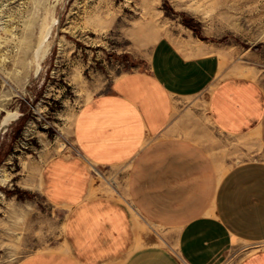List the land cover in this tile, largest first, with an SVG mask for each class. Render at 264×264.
<instances>
[{
	"label": "crops",
	"instance_id": "0c3cea01",
	"mask_svg": "<svg viewBox=\"0 0 264 264\" xmlns=\"http://www.w3.org/2000/svg\"><path fill=\"white\" fill-rule=\"evenodd\" d=\"M208 126L232 139L227 155L264 156V91L222 71L197 36L160 38L147 72L122 76L81 108L78 154L42 165L33 183L65 212L64 237L16 264H264V248L250 247L264 243V158L221 176L222 150L202 143ZM94 169L123 178L124 197L96 186Z\"/></svg>",
	"mask_w": 264,
	"mask_h": 264
},
{
	"label": "rangeland",
	"instance_id": "374dc122",
	"mask_svg": "<svg viewBox=\"0 0 264 264\" xmlns=\"http://www.w3.org/2000/svg\"><path fill=\"white\" fill-rule=\"evenodd\" d=\"M182 34L212 45L222 71L264 91V0H0V264L60 244L66 214L33 183L42 165L78 154L81 108L122 76L147 72L155 43ZM204 134L203 146L224 154L221 176L264 158L246 148L227 155L231 138L210 126ZM93 175L105 193L124 197L123 178L107 169Z\"/></svg>",
	"mask_w": 264,
	"mask_h": 264
},
{
	"label": "bare ground",
	"instance_id": "6f19581e",
	"mask_svg": "<svg viewBox=\"0 0 264 264\" xmlns=\"http://www.w3.org/2000/svg\"><path fill=\"white\" fill-rule=\"evenodd\" d=\"M48 33H49V32H48ZM46 37H47V35H46ZM46 37H45V38H46ZM40 49H42V48H40ZM40 49H39V50H40ZM40 51H41V50H40ZM37 55H38V54H37ZM37 58H38V57H37ZM38 66H39V65H38ZM39 71H40V70H39ZM8 124H9V119H7V120L4 122L2 128H3V129L7 128ZM4 181H5V180H4Z\"/></svg>",
	"mask_w": 264,
	"mask_h": 264
}]
</instances>
